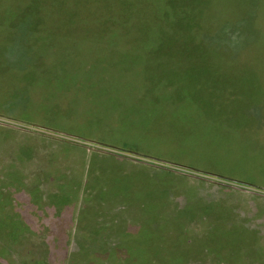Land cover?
I'll list each match as a JSON object with an SVG mask.
<instances>
[{
    "label": "rangeland",
    "instance_id": "374dc122",
    "mask_svg": "<svg viewBox=\"0 0 264 264\" xmlns=\"http://www.w3.org/2000/svg\"><path fill=\"white\" fill-rule=\"evenodd\" d=\"M8 3L10 12L2 13L0 19V116L163 162L147 167L107 156L81 159L67 153L70 149L66 147L64 153L54 148L53 141L40 142L49 150V173L55 176L56 184L46 178L39 179L38 185L52 191L55 184L64 190V198L74 196L78 187L96 198L105 196L108 210L103 219L118 222L121 235L113 239L122 240L113 250L107 249L115 257L106 261L93 258L91 262L82 259L78 264L134 261L130 250L143 247L147 237L142 234L157 233L156 226L150 232L149 224L136 215L147 198L141 189L150 196H166L168 202L164 203L184 205L195 216L213 213L221 220L230 214L242 218L250 214L248 217L253 218L257 213V217H264V200L226 188L240 184L264 191V63L257 57L252 61L257 50L250 49L253 39L257 40L247 27L248 17L237 19L232 14L231 0L214 1L213 16L207 11L209 17L203 18V23L202 19L195 21L196 14L198 18L201 15L195 12V0ZM245 12V16L251 13ZM166 14L170 17L162 19ZM174 14L180 16L173 28L169 24ZM182 15L185 19L180 18ZM191 19L195 25L184 28L183 20L190 24ZM160 28L166 40L178 44L171 46L158 38ZM183 30L184 37L191 34L190 39H181ZM180 44L186 47L184 51L179 50ZM230 94L232 103L225 105ZM197 95L202 97V107ZM137 120L142 131L120 126H134ZM0 123L14 126L8 121ZM32 132L56 142L62 139L53 132ZM8 137L12 140L10 161L0 162V198L5 190H31L34 183L25 186L19 178H25L32 166L43 170L41 151L35 143L19 135ZM32 156L39 159L35 165L25 161ZM13 160L24 163L20 171L13 169ZM81 173L83 179L78 176ZM250 189L245 190L253 191ZM98 190L106 193L98 195ZM90 196L85 195V199ZM15 200L21 203V213L33 229L48 225L50 239L16 241L11 263L71 264L67 254L76 250L77 242L65 241V224L74 213V199L59 218L52 209L42 215L29 208L27 195L18 193ZM88 205L80 211L76 227L85 236L98 229L88 219L97 222L100 218L96 212L99 206ZM161 230L163 227L158 235L163 233L172 240L173 232ZM255 247L258 251V245ZM151 248L156 250V245ZM4 250L1 244L0 251ZM257 255L253 263L258 262ZM10 260L0 256V264H9Z\"/></svg>",
    "mask_w": 264,
    "mask_h": 264
},
{
    "label": "crops",
    "instance_id": "0c3cea01",
    "mask_svg": "<svg viewBox=\"0 0 264 264\" xmlns=\"http://www.w3.org/2000/svg\"><path fill=\"white\" fill-rule=\"evenodd\" d=\"M3 1L0 4V19H2L4 16L2 13L10 12L9 7L10 4L8 3V0H0ZM232 7L230 6V9L232 11V14L236 15L237 19H245V17H248V24L247 27L250 29V34L254 35L253 39V45L250 50L253 52L256 51L258 53V62L264 63V0H231ZM243 9L239 11L238 9ZM251 12L250 15L247 13L245 16V11ZM230 11V15H231ZM237 13H236V12ZM243 12V13H242ZM4 20V19H3ZM2 21V20H1ZM3 33H0V38L2 37ZM5 50V49H4ZM7 53L9 54V51L7 50ZM11 54V53H10ZM254 54V53H253ZM252 54V61H254V55ZM8 56V55H7ZM10 60L14 59L13 57H9ZM9 60V61H10ZM11 62V61H10ZM254 81V80H253ZM253 88V86H251ZM255 87V86H254ZM258 89V86L255 87ZM254 92V91H252ZM199 98L198 104H200V101L202 100V97L200 95H197ZM202 107V103L200 104ZM21 107V106H20ZM25 108L24 106L21 107V109ZM130 116H135L133 114H129ZM69 120V119H67ZM1 121H8L12 122L13 125L9 124H3L0 123V146H3V150L0 149V162H9V153L8 149L10 148V142L12 141L8 136L10 135H19L22 138H29L30 142L35 143V146L38 147V149L41 151V158L43 163V170L39 168H34L32 166V171H28L27 174L22 175L25 176V178H19L21 179L22 183H24L25 186H29V184H33L34 187H31V190L25 189L24 191H19L15 193L13 189L5 190L3 192V196L0 198V221L3 222L4 225L12 224L11 229L8 231H4L2 234L4 235H10V239L12 241H18V240H25L27 238V241H29L31 238H38L41 241H49L48 239V232L49 228L48 225L42 224L40 225V229H33L31 224L28 223L24 215L21 213V207L19 202L15 200V196L19 194L27 195L28 201H29V208L31 207L32 210H35L37 212H41V214L45 215L46 211L49 209H52L54 212V216L58 215L57 217H61V213L65 212L68 208V205H71V199H74V202L76 203V206L73 208L74 213L71 215V217L67 218V223L65 224L67 228L65 229V241L66 242H74L73 235L80 232V230L76 227L79 226L78 218L80 215V211L83 209L81 206L82 201L84 200L85 195L92 194L90 191L78 187L75 192L74 196H65L64 190L61 191L60 189H57L55 187L56 184V178L52 173H49L51 170V164L52 161L49 157V150L45 145L40 144V142H48L51 143L53 141V147L58 148L62 153H64L63 148L66 147L67 153L75 154L77 157H80L81 159H85L86 156H107L109 158H114L118 161H125L130 162L136 165H145L149 167H158L156 165H159L156 160H152L150 158H147L145 156H140L135 153H129L122 151L120 149L112 148L103 144H98L92 141H86V140H80L78 138L69 137L63 134H60L58 132L50 131L48 129L36 127L30 124H26L23 122H20L16 119L7 118L4 116H0V122ZM136 124V123H135ZM121 128H127L133 129L135 131H142L143 126L140 124L137 120L136 125H127V124H121ZM26 130V131H25ZM28 131H41V132H53L52 134H59L62 139H58L59 141H55L54 139H50L46 136H40L35 135L34 132L28 133ZM121 131H124L121 129ZM7 136V138H6ZM6 138V139H5ZM64 138V139H63ZM57 144H64L65 146L60 147ZM16 162V165H14V170H19L21 168V165L24 163H19L18 161L13 160ZM25 161L32 162L33 165L35 163H38L39 159L38 157L32 156L29 159H25ZM24 161V162H25ZM18 163V164H17ZM142 165V166H143ZM166 165V164H165ZM167 166V165H166ZM61 167H63L61 165ZM65 168V167H63ZM162 168V167H161ZM167 169V168H164ZM24 172V171H23ZM3 172H0V177H2ZM74 176V174L72 175ZM81 179H83V174L78 175ZM50 178V180H54V190L45 191L38 185L39 179H46ZM30 179V180H29ZM225 186V185H224ZM226 188H230L232 190L240 192V194H252L254 198H258L260 200H264V191H259L255 189L254 187H244L239 186V188H232L229 186H226ZM244 188V189H243ZM251 188L249 190H245ZM100 191V190H99ZM21 192V193H20ZM106 193L105 191H102ZM233 192V191H232ZM245 195V194H244ZM63 198L65 201H63ZM23 206V205H22ZM35 211H33L35 215ZM250 214H246L247 218L242 217H234L230 214V218H227L222 223L226 227H230L232 232H236L232 237L230 242H237L238 251H233L231 254H225L224 257H229L233 261L231 264H264L263 258H264V217L261 216L257 217V213L253 214V218L248 217ZM56 217V218H57ZM87 218V217H86ZM103 219V218H102ZM243 219V220H240ZM92 224L95 226L97 224H105L109 223V219H104L98 222H95L94 220L88 219ZM257 222V223H255ZM260 222V224H258ZM110 224V223H109ZM68 226H70L68 228ZM15 231L12 232V228H15ZM10 232V233H9ZM101 232V231H100ZM100 232H88L89 236H92L93 238L100 234ZM16 233V235H14ZM14 237V238H12ZM257 243V244H256ZM256 245H258V251H256ZM261 246V247H259ZM258 255L256 257L258 262L253 263V257L255 254Z\"/></svg>",
    "mask_w": 264,
    "mask_h": 264
},
{
    "label": "trees",
    "instance_id": "16d2710c",
    "mask_svg": "<svg viewBox=\"0 0 264 264\" xmlns=\"http://www.w3.org/2000/svg\"><path fill=\"white\" fill-rule=\"evenodd\" d=\"M188 1L193 2L194 0ZM214 1L215 3H217L218 0H195L197 5V11L195 10V12H200L201 14L200 18H198L196 14L195 21L198 19H202L201 23H203V18L206 19V17H209L206 16L207 11H210L211 16H213L212 12H214L213 9L215 8ZM179 16L180 15L177 14L171 16L172 22L169 24V27L174 28L175 25H177L176 22H178V20H175L178 19ZM168 17H170L169 14H166V16H164L162 19H168ZM180 18L185 19V15H182ZM180 23H182V21H180ZM195 23L196 22H192L189 24L188 22L185 23V21L183 20L182 25L184 26V28L188 26L192 27L193 25H195ZM165 26L168 27L167 24ZM164 33L165 31L163 30V28H160L156 32V36H159L158 38L162 39V41H169L166 40L167 37L163 36ZM184 33L185 30H183V34L181 33V39H183V37L185 36ZM190 35H186L183 40L185 41L187 38L190 39ZM179 40L180 39L178 38L177 41ZM169 42V45L176 43L172 41ZM185 49L186 47H181L180 44L179 50L184 51ZM181 53L183 59L184 52ZM254 54L255 58H258V53L255 52ZM179 55L181 56V54ZM228 91L230 93L231 90L228 89ZM226 96L228 98L225 101V105H227L228 103L231 104L232 98L234 97L232 96V94ZM96 194L99 195L105 193L98 190ZM141 194H146L147 198H144V203L141 204L140 214L136 215H140V217H142L141 220L149 224L147 229L150 232H153L152 228L156 226L157 233H153L152 236H150V234H147L146 232L142 234L147 237V241L144 242L142 248H132L130 252L134 261L128 262V260L126 259V262H128L129 264H231L233 260L229 257H224L223 255L231 254V252L239 250L237 242H230L231 237L236 232H232L231 230L227 231L226 229H230V227H226L222 223L223 221H221L230 218V215L229 217L222 216L221 220L215 218L213 216V213H211L209 216H205L203 213L195 216L192 214V212L188 213V211L185 210L184 205L175 206V203L172 202H170L171 204L164 203L168 202V199H166L168 197L166 196H159V194L150 196L148 192L143 191V189H141ZM146 200H149V202H146ZM171 200L173 201V197L171 198ZM105 201V196L96 198L94 194H91L90 198L88 199H85L84 197L81 206L82 208H84L83 206H87V204H89L88 206L90 207L93 206V204L99 206L96 212L100 215L98 221H101L104 220L102 218L107 215L108 208H106L105 206ZM149 203H152L153 205L149 206ZM221 210L222 209H220L219 212ZM107 219L110 220V224H97L95 226L98 229L90 231L92 233L101 231L100 234L96 235L94 238L92 236H85L84 234L82 235L81 232H79L78 235H73L74 242H77V246L73 243L74 249L76 247V250L70 251L69 254H67V257L71 259V264H78V262L82 259H87V261L91 262L93 258L99 260L104 259L101 261H106L105 259H109L113 256V254L111 255V253L107 249L113 250L114 245L117 246L122 238L119 239L118 237V239L116 240L113 239L114 236L121 235L120 232L117 231L118 222L116 221V219ZM0 226H2L0 228V245L2 244L5 247L4 251H0V256L2 257L3 255H6V257L11 259L9 261V264H12L11 261L14 250L12 249V246L15 245L16 241H12L10 239V235L2 234L4 231H9L12 227V224L4 225L3 222L0 221ZM160 227H163V230H161L162 232H167L168 234L173 232L171 233L173 235L172 240L163 237V233L158 235V230H160ZM214 242H216L215 245H213ZM67 243L69 244L72 242ZM153 245H156V250H151V247ZM43 253L45 255L46 252Z\"/></svg>",
    "mask_w": 264,
    "mask_h": 264
},
{
    "label": "water",
    "instance_id": "95a60500",
    "mask_svg": "<svg viewBox=\"0 0 264 264\" xmlns=\"http://www.w3.org/2000/svg\"><path fill=\"white\" fill-rule=\"evenodd\" d=\"M155 162H157V163H162L163 164V162H160V161H155ZM165 164V163H164ZM167 165V164H166ZM167 166H169V165H167ZM175 168H177V167H175ZM189 172H192V171H189ZM182 174H184V173H182ZM197 174H201V173H197ZM203 175V174H202ZM203 176H206V175H203ZM220 179H222V178H220ZM219 179V180H220ZM223 180V179H222ZM225 182H227V181H225ZM219 184H221V185H223L222 183H219ZM239 186H241L240 184H239ZM229 187H232V188H239L238 186H233V185H230Z\"/></svg>",
    "mask_w": 264,
    "mask_h": 264
}]
</instances>
